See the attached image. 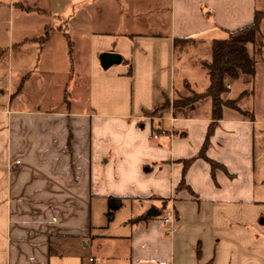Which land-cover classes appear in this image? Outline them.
<instances>
[{"label": "crops", "instance_id": "crops-1", "mask_svg": "<svg viewBox=\"0 0 264 264\" xmlns=\"http://www.w3.org/2000/svg\"><path fill=\"white\" fill-rule=\"evenodd\" d=\"M258 2L0 0V264H264V123L225 108L212 169L197 157L210 98L148 114L206 91L212 42L252 24ZM28 66L32 110L17 103ZM109 197L122 199L110 219Z\"/></svg>", "mask_w": 264, "mask_h": 264}, {"label": "trees", "instance_id": "trees-1", "mask_svg": "<svg viewBox=\"0 0 264 264\" xmlns=\"http://www.w3.org/2000/svg\"><path fill=\"white\" fill-rule=\"evenodd\" d=\"M264 19L263 11H256L252 24L232 32H226L227 37L222 40H214L211 46V62L206 66L209 72V86L203 94L189 97L183 100H176L170 103L166 100L163 107L148 113L156 115L159 110L172 108H185L198 100L208 97L211 99V123L205 137L204 144L197 157L204 158L212 169L219 166L214 161L207 159L204 155L210 137L213 134L217 122L222 120L225 108L234 110L244 116L237 107V101L226 100L224 95L228 92V84L238 80L240 77L253 78L255 74V52L250 54L249 45L254 47L256 36L259 32V24ZM197 157L184 162V170ZM122 205L121 198L109 197L107 199V217L110 219L113 213ZM198 254V252H197Z\"/></svg>", "mask_w": 264, "mask_h": 264}, {"label": "rangeland", "instance_id": "rangeland-1", "mask_svg": "<svg viewBox=\"0 0 264 264\" xmlns=\"http://www.w3.org/2000/svg\"><path fill=\"white\" fill-rule=\"evenodd\" d=\"M258 10L263 11L264 15V0H259L258 2ZM4 44L7 46L8 44V31H5V33L0 37V44ZM249 52L250 54L255 52V74L253 78H243V80L239 81H233L230 83L231 89L229 91L228 98L234 99L238 98V96L243 92L242 98H244L243 101H239L240 103H236L237 107L240 109L241 112L246 114V116H249V113L245 110L253 111L254 112V118L256 121L261 123H264V19L259 24V32L256 36V44L254 47L249 45ZM119 66L120 64H115ZM105 68V67H104ZM27 74L33 75L29 82L26 84V88L23 92V99L18 100L17 103H21L20 107L25 108L26 110H32V107L35 103H40V92L39 94L33 93V88L37 87L40 91V84L37 81L36 74L32 73V69L28 66L27 68ZM81 72L84 71V68L77 69ZM5 73H3L2 77L0 79H4ZM26 79V78H25ZM4 84L0 85V88L4 87ZM15 88V87H14ZM67 93H70V91L67 90ZM61 96L62 93L60 92ZM241 98V99H242ZM15 105V104H14ZM263 130V129H262ZM255 164L256 169L258 167L259 174L264 175V134L258 135L255 138ZM261 178H264L262 177ZM152 204V207L157 208L160 210L161 214L164 215L168 214L169 211L162 210L160 207V204L157 200H152L150 202ZM150 207V209L152 208ZM149 211V209H148ZM147 211V212H148ZM157 219L161 218V215L156 217Z\"/></svg>", "mask_w": 264, "mask_h": 264}, {"label": "water", "instance_id": "water-1", "mask_svg": "<svg viewBox=\"0 0 264 264\" xmlns=\"http://www.w3.org/2000/svg\"><path fill=\"white\" fill-rule=\"evenodd\" d=\"M100 60L104 67H109L112 64H116L120 62V57L115 53H103L100 57ZM147 215H149L150 217L156 218L160 216V212L154 208H151L148 211Z\"/></svg>", "mask_w": 264, "mask_h": 264}, {"label": "built area", "instance_id": "built-area-1", "mask_svg": "<svg viewBox=\"0 0 264 264\" xmlns=\"http://www.w3.org/2000/svg\"><path fill=\"white\" fill-rule=\"evenodd\" d=\"M161 222L167 228V235L171 236L173 234V225H174V217L172 214H160ZM87 264H95L93 258H89Z\"/></svg>", "mask_w": 264, "mask_h": 264}]
</instances>
